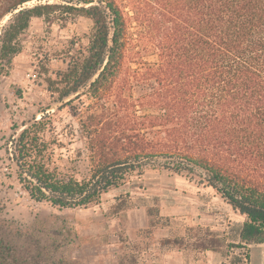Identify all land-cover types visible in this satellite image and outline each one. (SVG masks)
Segmentation results:
<instances>
[{
  "label": "trees",
  "instance_id": "16d2710c",
  "mask_svg": "<svg viewBox=\"0 0 264 264\" xmlns=\"http://www.w3.org/2000/svg\"><path fill=\"white\" fill-rule=\"evenodd\" d=\"M43 1L0 0V65L12 66L34 18L60 12L92 21L87 43L72 41L66 68L45 78L57 102L84 105L92 169L79 181L50 167L44 115L13 141L32 199L88 208L150 165L198 176L246 220L234 235L189 228L164 246L251 264V247L264 244V0ZM152 53L155 63L146 60ZM131 209L121 196L110 211ZM148 215L166 226L158 208ZM17 238L0 220V264H80L54 244Z\"/></svg>",
  "mask_w": 264,
  "mask_h": 264
},
{
  "label": "rangeland",
  "instance_id": "374dc122",
  "mask_svg": "<svg viewBox=\"0 0 264 264\" xmlns=\"http://www.w3.org/2000/svg\"><path fill=\"white\" fill-rule=\"evenodd\" d=\"M36 4L29 2L26 7ZM92 28L90 19L60 12L49 19L34 18L21 37V50L12 66L0 65V220L18 241L32 236L43 245L54 244L58 256L80 264H120L125 254L133 256L136 264H222L219 253L164 246V240L189 228L210 227L234 235L246 220L198 176L150 165L141 175L126 176L97 204L77 209L37 202L26 191L27 183L20 179L12 157V141L44 115L50 167L79 181L90 177V137L79 113L84 105L79 100L57 102L45 78L54 79L52 73L66 68L63 58L70 43L86 44ZM146 60L155 63L157 56L152 53ZM121 196L131 198L133 209L113 214L110 208ZM149 208H158L166 226L151 224ZM250 256L251 264H264V244L252 246Z\"/></svg>",
  "mask_w": 264,
  "mask_h": 264
},
{
  "label": "built area",
  "instance_id": "2783aa9c",
  "mask_svg": "<svg viewBox=\"0 0 264 264\" xmlns=\"http://www.w3.org/2000/svg\"><path fill=\"white\" fill-rule=\"evenodd\" d=\"M14 140V139H13ZM12 144H13V141H12ZM12 157H13V149H12ZM27 192H28V194H29V196H30V193H29V191L28 190H26ZM30 198L32 199V197L30 196ZM32 200H34V199H32ZM36 201V200H35ZM38 202V201H37Z\"/></svg>",
  "mask_w": 264,
  "mask_h": 264
}]
</instances>
